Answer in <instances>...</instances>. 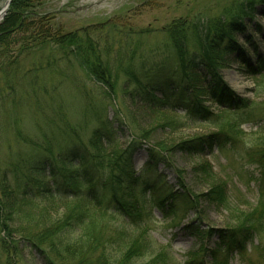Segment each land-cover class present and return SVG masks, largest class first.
Masks as SVG:
<instances>
[{"label":"rangeland","instance_id":"1","mask_svg":"<svg viewBox=\"0 0 264 264\" xmlns=\"http://www.w3.org/2000/svg\"><path fill=\"white\" fill-rule=\"evenodd\" d=\"M244 1L250 0H31L32 8L28 10L31 19H27L24 25L39 24L40 18H43L51 34L63 35L99 28L114 19L110 23H115L121 31L152 30L153 33L144 41L155 46L164 42L165 36L161 30L174 22L206 23L213 18H228L230 9ZM7 2L0 0L1 12ZM6 16L0 21V27L5 24ZM245 23L248 27L246 36L250 37L251 43L244 35H237L236 39L240 48L248 54L254 72L241 63L238 54L224 57L226 69L221 72L227 88L234 97L250 103L251 109L248 111L254 115L236 123L239 125V136H233L235 140L229 138L227 141L217 140L212 145L205 144L209 142L204 141L206 138L221 132L217 125L224 123L222 117L227 116V110L211 101L204 91L209 87L198 93L199 100L195 101H200L208 109L213 117L211 121H192L185 111L178 109L169 115L172 128H161V122L145 108L141 96L119 97L117 101H110L102 97V91L95 85L87 84L93 87L87 88L93 109L98 108L102 113L107 106V121L111 124L110 129L118 133L122 147L130 144L135 139L134 135L143 132L150 134L132 156V173L140 183L138 189L141 182L151 184L157 192L172 194L173 200L164 203L163 209L158 202L149 204L141 193L125 192L123 200L126 205L145 208L143 211L140 209L139 218L128 216L137 227H142L143 233L134 231L127 218L110 209L106 216L99 215L93 219L100 224L103 234L98 237L95 246L85 250L84 255H77V250L66 247L67 243L77 242L76 236L64 238V247L55 250L48 245L41 248L32 246L27 239L36 241L35 237L44 232L39 222L53 224L63 217L64 211L53 207L45 214L44 220L34 218L22 222L20 227L26 232L20 237L14 234L11 237V234L6 235L0 230V238L5 241L2 246L9 251L7 256L0 252L2 261L8 264H198L200 262L194 263V260L202 255L204 260H198L202 264H215L216 260L219 264H264V233L249 234L248 241L239 242L230 250L226 248L231 238L235 237L239 223L254 210L261 209L260 198L264 192V168L258 166V162L264 163V69L258 71L260 60L264 63V4L257 6L253 20L248 19ZM27 31L15 34L16 43L8 47L7 52L0 49V194L5 185V176L11 183L16 181L17 176L9 165L11 156L18 155L21 148L26 149L20 138L29 135L41 139V133L45 132L52 135L36 107L37 97L33 91L35 86L42 84L49 89L55 87L52 74L56 75V69H48L47 65L56 56L57 49L48 46L17 52ZM105 31L100 34L102 38L108 35ZM254 45L258 50L256 52L252 49ZM207 59L208 56L205 57L206 62ZM76 66L62 64L59 70L65 71L64 75L67 73L70 77H77L80 69ZM37 68H43V73H36ZM176 69L178 71L179 68ZM200 70L186 68L192 79L195 74H200ZM57 76L61 78L63 75ZM75 79L79 81L80 78ZM172 79L170 82L178 86V78ZM202 85H205V81ZM11 94L13 100L7 98ZM77 100L78 97L74 95H69L67 99L84 104ZM113 105L123 117L115 118ZM125 114L133 118L134 125L125 120ZM230 123L233 126V121ZM224 128L229 132V128ZM89 133L86 141L91 136ZM197 139L202 143L203 152L200 155L178 148L182 142ZM152 149H155V153H152L157 160L155 164L150 153ZM218 188H223L227 203L214 202ZM18 224L14 220L11 227ZM128 231L134 232L130 234ZM118 232L122 236L126 234L123 240L118 237ZM137 234L146 255L142 259L123 260L127 249L123 246L127 244L125 238L136 237ZM163 253L162 262L158 257Z\"/></svg>","mask_w":264,"mask_h":264},{"label":"trees","instance_id":"2","mask_svg":"<svg viewBox=\"0 0 264 264\" xmlns=\"http://www.w3.org/2000/svg\"><path fill=\"white\" fill-rule=\"evenodd\" d=\"M30 4L31 0H13L5 24L0 27V49L7 52L6 49L16 43L15 34L23 30L29 31L17 52L48 46L57 49L56 56L47 65L48 69H56V75L52 72L55 87L49 89L42 84L35 86L33 91L37 97L36 107L41 111L45 127L52 135L45 132L41 133V139L29 135L20 138L26 149L21 148L18 155L10 157L9 166L17 177L11 183L5 176V185L1 188L0 230L6 235L11 234V237L13 234L20 237L26 232L20 227L22 222L32 221L34 218L44 220L45 214L53 207L60 208L64 211L62 218L55 220L53 224L39 222L44 227V232L35 237L36 241L27 240L34 247L48 245L55 250L64 247V238L76 236L77 242L67 243L66 247L77 250V255H84L85 250L89 246H95L98 237L103 234L100 224L94 218L106 216L110 209L117 211L123 218H139L140 209H145L126 205L123 200L125 192L141 193L149 204L158 202L160 207L173 200L172 194L157 192L151 184L141 182L138 189L140 183L132 173V156L142 147L143 140H148L150 134L143 132L141 135H134L135 139L122 147L118 141V133L110 129L111 124L107 121V106L102 113L98 108L93 109L92 97L87 92V88L93 87L88 86L95 85L102 91V97L110 101H117L119 97L124 99L141 96L145 108L161 122V128L171 127L169 115L178 109L185 111L192 121H211L212 114L200 101H195L199 100L198 93L209 87L204 91L211 101L227 110V116L222 117L224 123L217 125L221 132L206 138L204 141L209 142L205 144L212 145L217 140L227 141L229 138L235 140L233 136H239V120L244 121L246 116L254 115L248 111L251 104L234 97L227 88L221 75L226 69L224 57L238 54L241 63L254 72L246 52L237 43L236 36L244 35L251 43L250 37L246 36L248 27L245 21L253 20L257 6L264 4V0L238 3V6L230 9L229 17L224 19L213 18L206 23L176 21L161 30L165 36L164 42L155 46L144 41L145 37L153 33L152 30L121 31L115 23H110L114 19L99 28L92 27L63 35L51 34L48 23L43 22V18H40L39 24L24 25L27 19H31L28 11L32 8ZM102 31L108 33L104 38L100 35ZM254 50L257 51L255 45ZM62 64L67 67L77 65L80 69V76H77L79 81L74 75H64L65 71L59 70ZM259 66L258 71L261 72L264 69L261 60ZM191 67L201 68L200 74L194 75V81L186 71V68ZM176 68H179L178 71ZM42 69L37 68L35 72L43 73ZM58 74L63 76L60 78ZM172 78H178V86L170 82ZM69 95L78 97L77 101L84 104L67 101ZM12 97L13 94L7 98L13 100ZM113 107L115 118H120L121 112L116 109V105ZM231 111L233 113H228ZM124 118L134 125L132 117L125 114ZM230 121H233V126ZM224 127L229 128V132ZM87 133L91 134L88 141ZM178 148L195 155L203 152L200 139L182 142ZM150 153H155V149ZM152 158L155 164L156 157L152 155ZM258 166L262 169L264 163L258 162ZM218 189L213 197L214 202L227 203L223 188ZM260 207L261 209L254 210L239 223L240 227L235 230V237L231 238L227 250L238 246L239 242L248 241L249 234L264 233V192L260 198ZM14 220L19 224L11 227ZM128 220L134 231L144 232L142 227H137L136 223ZM134 231L128 232L132 234ZM117 235L122 240L126 236H122L120 232ZM125 240L127 244L123 246L127 249L123 260L142 259L146 255L138 234L136 237H126ZM3 244L5 241L0 238V252L7 256L9 251ZM158 258L163 262L164 253ZM204 258L201 255L194 263L202 264L201 259ZM216 263L219 264L217 260ZM0 264L8 263L0 257Z\"/></svg>","mask_w":264,"mask_h":264},{"label":"water","instance_id":"3","mask_svg":"<svg viewBox=\"0 0 264 264\" xmlns=\"http://www.w3.org/2000/svg\"><path fill=\"white\" fill-rule=\"evenodd\" d=\"M13 0H8L7 4H6V7L4 8V10L1 12V16L2 18H4L9 10V7L11 5Z\"/></svg>","mask_w":264,"mask_h":264},{"label":"bare ground","instance_id":"4","mask_svg":"<svg viewBox=\"0 0 264 264\" xmlns=\"http://www.w3.org/2000/svg\"><path fill=\"white\" fill-rule=\"evenodd\" d=\"M4 10V9H3ZM1 12V11H0ZM2 20V16H1V14H0V21Z\"/></svg>","mask_w":264,"mask_h":264}]
</instances>
